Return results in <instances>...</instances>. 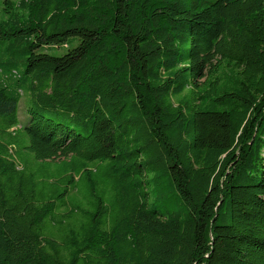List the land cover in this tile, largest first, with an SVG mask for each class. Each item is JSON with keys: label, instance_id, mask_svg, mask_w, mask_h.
<instances>
[{"label": "trees", "instance_id": "obj_1", "mask_svg": "<svg viewBox=\"0 0 264 264\" xmlns=\"http://www.w3.org/2000/svg\"><path fill=\"white\" fill-rule=\"evenodd\" d=\"M0 264H264V0H0Z\"/></svg>", "mask_w": 264, "mask_h": 264}, {"label": "rangeland", "instance_id": "obj_2", "mask_svg": "<svg viewBox=\"0 0 264 264\" xmlns=\"http://www.w3.org/2000/svg\"><path fill=\"white\" fill-rule=\"evenodd\" d=\"M13 2H19L20 0H12ZM78 45V41H71L68 46L61 47L58 49H50L45 51L46 53L55 56V57H62L67 54L69 49H73ZM19 119L23 126H26L29 122V116L26 112V98H24L19 107Z\"/></svg>", "mask_w": 264, "mask_h": 264}]
</instances>
